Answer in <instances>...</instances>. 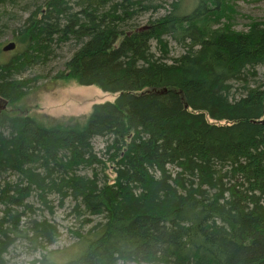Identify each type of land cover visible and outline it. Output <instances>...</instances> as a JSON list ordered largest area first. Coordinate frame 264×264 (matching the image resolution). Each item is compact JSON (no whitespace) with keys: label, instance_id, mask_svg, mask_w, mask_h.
Here are the masks:
<instances>
[{"label":"trees","instance_id":"1","mask_svg":"<svg viewBox=\"0 0 264 264\" xmlns=\"http://www.w3.org/2000/svg\"><path fill=\"white\" fill-rule=\"evenodd\" d=\"M160 4L0 0L15 43L0 63V264L18 240L39 252L30 264H264V19L237 31L231 0ZM68 43L55 79L115 100L51 125L7 109ZM65 205L77 228L62 253L43 212Z\"/></svg>","mask_w":264,"mask_h":264},{"label":"rangeland","instance_id":"2","mask_svg":"<svg viewBox=\"0 0 264 264\" xmlns=\"http://www.w3.org/2000/svg\"><path fill=\"white\" fill-rule=\"evenodd\" d=\"M155 1L162 3L160 4L162 8H160L159 14H163L164 7L171 0H165V3H163V0ZM231 4L234 8L232 24L237 31L247 30L251 21H262L264 19V0H231ZM7 8L12 9L10 5H7ZM18 10V8L13 9L14 13ZM153 16H155L153 13H144L138 18L136 25L144 29L149 18ZM21 17H25L24 12L21 13ZM16 22L17 20H12L10 27H14ZM10 36V34H3L0 37V63L5 62L10 57V51H3V46L12 41ZM168 41L169 57L174 58L184 52L171 39L168 38ZM155 45L153 42L151 49L157 53ZM75 48L68 43L63 49L57 51L56 57L45 66L46 70L32 69L27 74H23V79H35V82L29 85L30 90L27 96L12 107H7V109H10L13 113H24L36 118L43 124L51 125L56 122H65L70 118L84 120L91 112L93 105L113 102L116 94L105 93L96 85L81 86L73 80L55 79L57 73L64 70V63L70 58ZM254 71L255 78L258 81H264V64L257 66ZM105 142L106 140L101 138H95L92 141L97 155L102 156ZM69 211L70 207L65 205L62 209H56L53 215L46 214V211L43 212L44 217L56 224L59 231L57 241L52 246H48L47 249L55 250L59 248L62 253H65L75 242L76 238L69 233V229H76L77 223ZM24 245L18 240L15 246H12L14 250L8 256L12 259V263L30 264L32 260L39 256V252L27 250ZM60 260H64L62 255Z\"/></svg>","mask_w":264,"mask_h":264},{"label":"water","instance_id":"3","mask_svg":"<svg viewBox=\"0 0 264 264\" xmlns=\"http://www.w3.org/2000/svg\"><path fill=\"white\" fill-rule=\"evenodd\" d=\"M15 48V44L13 42H9L7 43L5 46H3V51H12ZM166 92L165 90L163 91V93ZM4 108V106H1V110Z\"/></svg>","mask_w":264,"mask_h":264},{"label":"bare ground","instance_id":"4","mask_svg":"<svg viewBox=\"0 0 264 264\" xmlns=\"http://www.w3.org/2000/svg\"><path fill=\"white\" fill-rule=\"evenodd\" d=\"M14 44H15V43H14ZM1 106H4V108L2 109V110H4L5 107H6V104L4 103V104H2ZM1 106H0V108H1Z\"/></svg>","mask_w":264,"mask_h":264}]
</instances>
